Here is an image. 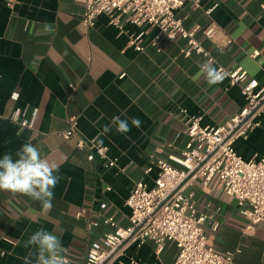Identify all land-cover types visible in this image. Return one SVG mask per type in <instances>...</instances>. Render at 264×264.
<instances>
[{
  "label": "crops",
  "instance_id": "0c3cea01",
  "mask_svg": "<svg viewBox=\"0 0 264 264\" xmlns=\"http://www.w3.org/2000/svg\"><path fill=\"white\" fill-rule=\"evenodd\" d=\"M203 5L216 8L208 15L186 3L176 12L188 29L216 23L230 40L227 46L197 34L214 65L243 68L263 85L264 0H203ZM84 13L85 5L77 0H0V158L30 142L58 164L55 174L60 177L47 213L30 197L0 190V264H24L29 251L24 243L39 228L55 232L71 264H84L91 243L114 231L102 223L103 217L112 216L126 227V201L134 185L144 181L153 186L158 175L154 160L182 153L191 117H200L203 126L223 125L245 105L239 86L229 80L208 85L199 74L205 59L180 54L184 40L163 39L158 51L152 44L158 29L152 28L143 38L144 50L137 51L129 40L140 28L126 23L121 33L106 15L88 27ZM45 23L54 31L43 32ZM255 51L257 58L252 57ZM117 115L138 117L141 127L117 133L112 124ZM71 119L78 132L65 139L62 132ZM24 120L32 126L24 127ZM105 125L112 131L96 143L108 148V158L117 162L113 167L101 158L89 161L90 150L76 146L79 137L95 140ZM235 149L247 161L260 159L264 129L239 139ZM189 189L198 212L209 216L208 244L220 253L240 250L234 264H264V222L245 234L247 220L236 199L216 181L205 188L197 180ZM149 247H131L123 259H143ZM172 250L177 252L174 245Z\"/></svg>",
  "mask_w": 264,
  "mask_h": 264
},
{
  "label": "built area",
  "instance_id": "2783aa9c",
  "mask_svg": "<svg viewBox=\"0 0 264 264\" xmlns=\"http://www.w3.org/2000/svg\"><path fill=\"white\" fill-rule=\"evenodd\" d=\"M77 1L85 5L83 23L88 27H93L100 15H106L110 24L121 33H124L126 23L140 28L141 32L131 35L129 40V45L137 51L144 50L143 38L152 28L158 29L152 43L158 51H161L159 43L163 39L173 42L182 39L186 44L180 54L186 58L198 55L205 61L212 59L215 62L202 40L198 39V33L221 48L230 42L221 36L216 23L188 29L178 17L176 11L186 3L194 10L203 9L210 15L216 7H205L203 0ZM259 54L255 51L252 57L257 58ZM227 71L231 75L226 79L231 85L239 86L245 100L241 111L218 126H203L200 117H191L183 131L188 141L182 153L154 160L158 175L153 186L144 181L134 185L126 201L130 209L126 227L119 226L112 216L103 217L102 223L114 231L91 243L84 264H142V259L137 256H128L129 263L123 257L128 255L131 247L139 250L146 245L153 246L155 261L145 264H166L163 253L168 243L177 250L172 264H234L235 255L240 250L220 253L208 244L205 224L209 216L198 212L195 193L189 189L197 180L205 188L216 181L219 189L236 199L241 215L247 220L245 234H251L259 223L264 222V155L247 161L235 149L239 139L247 138L257 128L264 129V84L260 85L243 68ZM21 124L32 126L28 120ZM77 132V122L71 119L62 136L71 139ZM181 134L178 133L177 137ZM76 146L90 150L89 161L101 158L107 160L108 166H116V160L108 158V148L95 140L79 137ZM151 170L149 168L148 172ZM106 207L105 203L101 205L102 210ZM94 225L100 223L94 222ZM218 227L216 224L214 230Z\"/></svg>",
  "mask_w": 264,
  "mask_h": 264
},
{
  "label": "clouds",
  "instance_id": "9594fccd",
  "mask_svg": "<svg viewBox=\"0 0 264 264\" xmlns=\"http://www.w3.org/2000/svg\"><path fill=\"white\" fill-rule=\"evenodd\" d=\"M42 31L52 32L54 26L45 23ZM199 74L205 77L209 86L221 84L231 75L223 67H216L212 59L199 65ZM112 124L117 133L127 134L132 127H141L142 121L138 117L122 119L117 115L112 118ZM111 131V127L105 125L95 141L102 144L100 136ZM22 132L21 126L16 135L19 136ZM58 171V164L42 154L40 147L26 142L14 154L6 152L0 158V190L30 197L40 202L43 212L47 213L53 207L54 189L60 180L55 174ZM24 247L29 249L27 255L22 257L24 264H71L65 255L67 249L53 231L37 229L25 241Z\"/></svg>",
  "mask_w": 264,
  "mask_h": 264
},
{
  "label": "rangeland",
  "instance_id": "374dc122",
  "mask_svg": "<svg viewBox=\"0 0 264 264\" xmlns=\"http://www.w3.org/2000/svg\"><path fill=\"white\" fill-rule=\"evenodd\" d=\"M172 243H168L166 246V249L163 253V259L167 262V264H171L173 262V260L176 257L177 252L172 250ZM170 256V258H169ZM137 258H139L137 256ZM126 263H129V257L123 259ZM155 261V256L153 255V248H148L147 250H145L144 254H143V259L141 261L142 264L145 263H153Z\"/></svg>",
  "mask_w": 264,
  "mask_h": 264
}]
</instances>
